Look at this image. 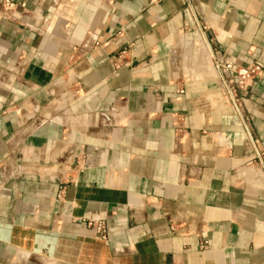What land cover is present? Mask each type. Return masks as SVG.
<instances>
[{"label":"crops","instance_id":"0c3cea01","mask_svg":"<svg viewBox=\"0 0 264 264\" xmlns=\"http://www.w3.org/2000/svg\"><path fill=\"white\" fill-rule=\"evenodd\" d=\"M3 1L0 264H264V0Z\"/></svg>","mask_w":264,"mask_h":264},{"label":"built area","instance_id":"2783aa9c","mask_svg":"<svg viewBox=\"0 0 264 264\" xmlns=\"http://www.w3.org/2000/svg\"><path fill=\"white\" fill-rule=\"evenodd\" d=\"M16 5L17 2L13 0H4L2 3L3 16L13 17V11L15 10ZM220 68L230 74V77L226 80L225 85L231 95V98L238 104H240L239 92L247 89L252 83V80H254L261 72V66L259 64H255L247 68H239L232 63L226 62L220 65ZM90 224L97 231L101 239H107V228L104 221H95ZM205 244L206 243L202 246L204 247Z\"/></svg>","mask_w":264,"mask_h":264}]
</instances>
